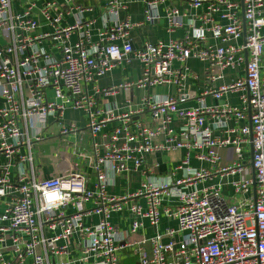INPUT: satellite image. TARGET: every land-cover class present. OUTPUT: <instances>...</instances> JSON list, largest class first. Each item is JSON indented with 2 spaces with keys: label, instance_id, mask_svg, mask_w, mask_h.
<instances>
[{
  "label": "built area",
  "instance_id": "built-area-1",
  "mask_svg": "<svg viewBox=\"0 0 264 264\" xmlns=\"http://www.w3.org/2000/svg\"><path fill=\"white\" fill-rule=\"evenodd\" d=\"M38 1L0 0V264H121L118 252L128 242L111 216L125 208L133 214V233L145 219L157 227L162 214L177 221L176 227L140 241L151 246L149 251L138 247L137 264H264V0H176L203 9L202 24L191 20L193 32L183 38L140 47L133 44L132 30L154 24L161 5L174 0H142V23L121 17L126 1L108 0L113 22L106 20L97 37L95 20H84L81 6L73 24H61L65 6L74 0H45L40 11L50 30L35 33ZM165 18L170 30L184 25L177 5L166 7ZM208 31L219 44L207 43ZM47 38L58 55L40 44ZM192 58L207 64L212 81L243 63L244 74L204 90L199 105L181 106L194 98L182 89ZM135 61L142 64L137 80L98 85L117 65ZM167 83L179 87L177 95L149 92ZM90 87L105 95L147 92L124 106L97 108ZM230 93H238V106L205 102L206 96L220 100ZM68 108L86 112L91 133L101 137L94 139L90 156L92 187L84 172L42 177L35 167L33 148L51 118L58 119L63 134L79 130L75 122L63 121ZM146 113L154 124L141 117ZM175 119L182 132H174ZM232 119L248 122L229 125ZM113 120L119 124L105 131ZM228 149L230 159L222 152ZM172 150L184 155L168 174L125 195L109 192L118 174L131 166L140 169L150 154ZM193 158L209 166L195 167ZM215 175L236 176L230 198L219 184L203 185ZM73 238L80 240L77 255L62 259L72 251Z\"/></svg>",
  "mask_w": 264,
  "mask_h": 264
},
{
  "label": "crops",
  "instance_id": "crops-1",
  "mask_svg": "<svg viewBox=\"0 0 264 264\" xmlns=\"http://www.w3.org/2000/svg\"><path fill=\"white\" fill-rule=\"evenodd\" d=\"M45 0H39L37 7L35 9V15L40 23V28L35 30V33H44L50 30L47 20L41 14V5ZM108 0H74L73 2L65 6V13L62 25L73 24L76 19V14L78 10L76 6H81L84 8L83 16L84 20H95L93 34L97 37L98 30L102 29L109 20L112 23L113 20L111 16H108L105 4ZM127 3V11L121 14V17L128 16L135 23H142L144 20V4L142 0H123ZM174 4L180 7L182 14L184 15V25L170 30L167 26L165 18V10L168 5ZM19 8V4H15ZM203 12V9H195L184 2H166L160 7V18L154 22V24H141L135 27L131 32V39L135 47H140L146 42H156L160 39H181L188 33H192V27L189 25L191 20L196 19L199 25L202 21H199V16ZM242 14V10L240 11ZM217 21H222L220 14L216 13L214 15ZM77 39L76 34L72 36V41ZM244 38H240L238 43H243ZM207 43L219 44L220 41L212 37L211 32H207ZM44 45L47 49L51 50L55 54H59V49L52 42L51 39H44L40 43ZM180 63L175 62L174 66L177 67ZM188 66L190 71L188 73V78L184 82L182 89L194 95V98L189 99L183 103L181 106H197L200 104V97L202 92L208 88L219 87L223 83H228L236 76L244 74V65L242 67L234 70H226L224 76L218 80L212 81L209 77V72L207 64L205 62L199 61L197 59H190L188 61ZM142 74V64L138 61L133 62L128 65L125 63L117 65L111 72L107 73L99 79L98 85L103 87L113 86L119 84L123 80H137ZM179 87L174 83H167L163 85H158L149 90V92L159 94V95H177ZM90 94L94 95L97 100V108H105L108 103L117 102L120 106H124L126 101L130 98L132 100L138 101V99L147 92V90L134 89L132 92L124 90L116 94H100L96 92L92 87L89 88ZM52 90H48V96L53 97ZM205 102L207 104H223L228 102L232 105L238 106L240 104V99L238 93L225 94L222 99L217 100L212 96H206ZM102 117V114H99ZM146 122L151 125L154 124L151 121L150 115L148 113L141 116ZM64 122H75L79 128L75 133L63 134L60 130V125L58 119H50L49 124L43 131L42 140L37 142L33 148L35 157V167L42 177H50L54 175L63 174L70 171H81L84 172L89 177V186H93L95 180V172L91 167V155L93 152V142L94 139L99 140L101 137L93 136L88 124V115L83 110L68 108L64 113ZM248 122V120H242L237 122L236 120H230L229 125L238 126L241 123ZM119 124V120H113L106 123L104 130L110 131L115 126ZM172 128L174 132H182V122L175 119L172 123ZM59 144V145H57ZM39 145V146H38ZM39 150V151H38ZM224 155L227 158L233 156V150H223ZM250 152V150H249ZM184 155L183 150H172V151H159L155 154H150L147 156L145 163L140 169H135L133 166L126 171L118 174L112 180L109 188V192L117 195H125L130 192H134L141 187L144 181L149 178L161 177L168 174L171 169L178 165ZM250 158V155H247ZM193 166H209L208 162H201L197 158H193ZM250 164V163H249ZM233 176H221L215 175L209 180L205 181L203 185L219 184L224 190V193L230 198L233 194L231 181ZM253 195V192H252ZM136 201L143 203V199L135 198ZM133 202V200L131 201ZM165 204H173V201L165 200ZM98 221V216L95 215L93 222ZM133 221V214L129 208H125L121 212H114L111 216V222L116 226L117 230L125 237L128 245L121 250L118 254L121 260V264H137L138 263V247L142 246L148 251L150 250V243H140L144 238L147 239L152 235L159 233H164L167 227H176L177 221L164 214L161 215V221L158 226L152 225L149 220H144L143 227L136 233L131 232V224ZM89 220L86 223H90ZM79 238H73L72 241V251L69 254L63 255L62 259H70L77 255L79 251ZM168 240V239H166Z\"/></svg>",
  "mask_w": 264,
  "mask_h": 264
},
{
  "label": "water",
  "instance_id": "water-1",
  "mask_svg": "<svg viewBox=\"0 0 264 264\" xmlns=\"http://www.w3.org/2000/svg\"><path fill=\"white\" fill-rule=\"evenodd\" d=\"M251 165H252V162H251ZM253 173H254V171H253ZM253 178H254L253 185H254V188H255V186H256L255 173L253 174Z\"/></svg>",
  "mask_w": 264,
  "mask_h": 264
},
{
  "label": "rangeland",
  "instance_id": "rangeland-1",
  "mask_svg": "<svg viewBox=\"0 0 264 264\" xmlns=\"http://www.w3.org/2000/svg\"><path fill=\"white\" fill-rule=\"evenodd\" d=\"M57 145H59V144H57ZM39 146V145H38ZM39 151V150H38Z\"/></svg>",
  "mask_w": 264,
  "mask_h": 264
}]
</instances>
